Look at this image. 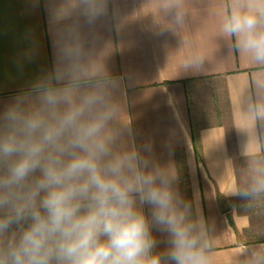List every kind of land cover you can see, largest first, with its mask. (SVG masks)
<instances>
[{
	"label": "crops",
	"instance_id": "crops-1",
	"mask_svg": "<svg viewBox=\"0 0 264 264\" xmlns=\"http://www.w3.org/2000/svg\"><path fill=\"white\" fill-rule=\"evenodd\" d=\"M105 5L93 19L89 0H0V107L69 60L114 80L115 126L172 177L208 264H264V229L245 210L264 200L243 198L242 170L264 192V64L224 33L232 0Z\"/></svg>",
	"mask_w": 264,
	"mask_h": 264
},
{
	"label": "clouds",
	"instance_id": "clouds-1",
	"mask_svg": "<svg viewBox=\"0 0 264 264\" xmlns=\"http://www.w3.org/2000/svg\"><path fill=\"white\" fill-rule=\"evenodd\" d=\"M222 27L264 64V0H232ZM115 86L69 60L0 107V264H162L154 232L168 264H208L172 177L115 126Z\"/></svg>",
	"mask_w": 264,
	"mask_h": 264
},
{
	"label": "rangeland",
	"instance_id": "rangeland-1",
	"mask_svg": "<svg viewBox=\"0 0 264 264\" xmlns=\"http://www.w3.org/2000/svg\"><path fill=\"white\" fill-rule=\"evenodd\" d=\"M242 170L243 172L245 173V178L247 181H246V184L248 186V189L250 191V194L248 195V197H243L244 199L247 198L249 200H264V192L260 193V194H253L254 192V187L252 186L253 185V175H251L252 172L251 169L248 170L250 168V165L249 164H246V163H243L242 165ZM246 211L249 212V214L252 216V226L254 227H259V228H262L264 229V203H250V206L248 208L245 209ZM247 212V213H248Z\"/></svg>",
	"mask_w": 264,
	"mask_h": 264
}]
</instances>
